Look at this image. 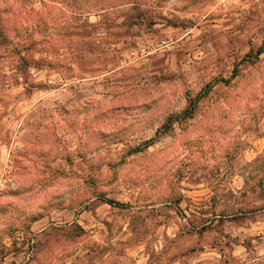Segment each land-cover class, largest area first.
I'll use <instances>...</instances> for the list:
<instances>
[{
  "label": "clouds",
  "instance_id": "obj_1",
  "mask_svg": "<svg viewBox=\"0 0 264 264\" xmlns=\"http://www.w3.org/2000/svg\"><path fill=\"white\" fill-rule=\"evenodd\" d=\"M0 264H264V0H0Z\"/></svg>",
  "mask_w": 264,
  "mask_h": 264
},
{
  "label": "trees",
  "instance_id": "obj_2",
  "mask_svg": "<svg viewBox=\"0 0 264 264\" xmlns=\"http://www.w3.org/2000/svg\"><path fill=\"white\" fill-rule=\"evenodd\" d=\"M226 83V82H225ZM214 87V84L213 83H209L207 88H205V90H203V92L201 93L202 96H207L208 94H210V91L213 89ZM193 106V102L189 101V107H192ZM188 109H186L185 111H187ZM167 124L164 126L166 127ZM133 154L135 153H140V149L137 147V148H134L131 150Z\"/></svg>",
  "mask_w": 264,
  "mask_h": 264
},
{
  "label": "rangeland",
  "instance_id": "obj_3",
  "mask_svg": "<svg viewBox=\"0 0 264 264\" xmlns=\"http://www.w3.org/2000/svg\"><path fill=\"white\" fill-rule=\"evenodd\" d=\"M215 80H216V82H224L223 80H222V78L221 77H216L215 78ZM211 83V82H210ZM209 84V83H208ZM208 84L207 85H205V87H204V89L203 90H205V88H207V86H208ZM214 88V87H213ZM203 90H202V92H203ZM212 91V90H211ZM211 91H210V93H211ZM201 92V93H202ZM187 109V108H186ZM185 109V110H186ZM167 124V121L165 122V124L164 125H161V128H164V126ZM157 131H159V129L157 130ZM132 150V149H131ZM130 150V152H129V155L131 156V155H138L139 153H135V154H133L132 153V151Z\"/></svg>",
  "mask_w": 264,
  "mask_h": 264
}]
</instances>
